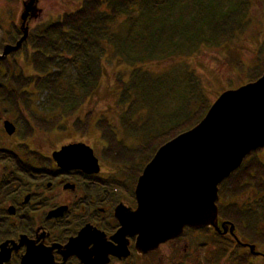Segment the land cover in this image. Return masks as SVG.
<instances>
[{
  "label": "trees",
  "instance_id": "1",
  "mask_svg": "<svg viewBox=\"0 0 264 264\" xmlns=\"http://www.w3.org/2000/svg\"><path fill=\"white\" fill-rule=\"evenodd\" d=\"M74 1L72 8L52 21L34 25L21 47L0 59V101L8 102L7 106L22 117V107L30 109L34 99H45L52 116L33 118L39 129L47 132L58 128L84 136L92 133L100 139L94 147L99 157L121 166L134 183L161 144L193 127L207 112L212 101L202 79L187 62L206 45L228 47L247 23L251 0ZM20 35L19 27L13 24L0 41V49ZM107 57L127 68L117 80L113 112L119 113V126L92 110L73 122L65 121L79 115L83 104L96 94ZM167 59L173 61L172 69L178 60L186 66L179 72L153 70V64ZM236 65L247 81L257 79L264 72V38L252 64ZM163 100L173 101L174 106L175 100H181L168 118L159 113ZM26 128V133L33 131L31 126ZM121 131L132 143L126 142ZM260 150L250 154L220 185L219 195L220 213L225 207L227 216L251 209L252 228L246 226L248 233L242 237L262 247L264 219L257 221L263 229L254 228L257 205L262 203L255 197L264 196V162L257 155ZM239 194L252 200L248 205L234 202ZM242 252L236 256L239 261L252 257L249 250Z\"/></svg>",
  "mask_w": 264,
  "mask_h": 264
},
{
  "label": "flooded vegetation",
  "instance_id": "2",
  "mask_svg": "<svg viewBox=\"0 0 264 264\" xmlns=\"http://www.w3.org/2000/svg\"><path fill=\"white\" fill-rule=\"evenodd\" d=\"M18 117L21 122L3 118L0 111V130L12 138L16 135L17 140L15 145L0 147V245L6 242L9 256L3 264H252L254 259L264 262V250L257 255L250 252L253 259H236L242 250H249L237 240L247 242L242 235L248 233L246 226L252 228L253 214L249 207L241 212L236 210V216L232 212L227 216L226 207L220 213L221 195L219 231L212 227L201 228L205 231L185 227L181 235L154 248H138L136 235L118 233L121 225L115 209L119 205L136 208L134 191L142 170L133 183L128 180L131 174L121 166L106 165L96 155L98 172L62 167L53 152L65 144L82 141L63 143L42 153L29 143L33 131L26 133L31 123H24L29 118ZM5 121L14 127L10 134L4 127ZM18 123L23 124L22 128ZM235 196L234 202L239 204L252 200L248 195ZM255 200L262 202L257 205V223L264 219V196ZM262 226L257 223L254 228L263 229Z\"/></svg>",
  "mask_w": 264,
  "mask_h": 264
},
{
  "label": "water",
  "instance_id": "3",
  "mask_svg": "<svg viewBox=\"0 0 264 264\" xmlns=\"http://www.w3.org/2000/svg\"><path fill=\"white\" fill-rule=\"evenodd\" d=\"M36 4L37 0L23 3L22 20L36 15ZM19 28L22 35L2 46L0 59L26 40L27 25L21 22ZM4 127L9 134L14 131L8 121ZM263 147L264 72L254 81L221 92L197 124L158 147L137 178L136 208L119 205L115 209L121 225L118 233L136 235L137 247L147 250L178 237L185 227L219 231V185L247 155ZM53 157L62 167L100 169L93 148L83 142L65 144ZM233 229L232 224L231 233ZM240 244L258 254L255 244ZM5 245H0V264L9 259Z\"/></svg>",
  "mask_w": 264,
  "mask_h": 264
},
{
  "label": "rangeland",
  "instance_id": "4",
  "mask_svg": "<svg viewBox=\"0 0 264 264\" xmlns=\"http://www.w3.org/2000/svg\"><path fill=\"white\" fill-rule=\"evenodd\" d=\"M25 1L27 0H0V41L7 37V33L10 31L13 24L20 27L21 22H24V24L27 25L28 30H30L38 23L52 21L57 15L72 8L75 4L74 0H37V4L33 10V13H36V15L22 20L21 14L23 12V3ZM37 10H39V12H37ZM263 38L264 0H251L247 15V23L245 24L242 33L239 36L232 38L228 47L206 45L205 47L200 48L196 55L187 62L202 79L204 90L212 102L224 90L236 88L239 85L249 82L246 80L243 71L238 68L236 63L242 62L246 66L247 64H252L256 50ZM178 61L180 63L173 69V61L167 59L153 64V70L157 72L171 68L172 72H179V70L183 69L186 64L183 60ZM125 69L127 68L117 60L107 57L103 62L101 83L96 90V94L91 96L83 104L79 115L78 113H75L65 121L73 122L78 116L83 117L85 112L92 110L97 115L104 114L108 116L113 124L119 126V113H114L113 109L115 107L116 92L118 91L117 80L121 76V71H125ZM168 100H163L160 105L162 108L159 109L160 115L165 118H168L173 109H176V106L181 103V100H175L177 104L174 106L173 101L169 103ZM45 103V99L43 100V98L34 99L30 104V109L24 107L21 108L23 113L22 116L24 115V118H29L31 123L30 126L33 129V132L31 133L33 135L29 138V143L32 148L38 149L42 153H46L58 147L60 144L72 141L86 142L93 148L95 147L96 141H99L100 139L92 133L84 136L77 132H63L58 128L53 131L46 130L47 132L39 129V127L33 122V118L38 116L42 119V117L46 116L47 119L49 116H52L50 110L48 111L47 106H45ZM8 108L7 105L0 104L2 117L10 118L11 120L15 119L21 122L18 117L20 113L13 110L8 111ZM31 114L33 115L30 117ZM18 124L19 128H22L23 124ZM21 133L23 132L19 131V134ZM121 136L125 138L127 143H132V138L125 135L123 131H121ZM14 137H16V135L12 138V136L7 135L1 128L0 147L15 145L17 140H15ZM94 152L97 157L100 156L98 150L94 149ZM257 155L264 162V148H262ZM101 162L105 163L103 160ZM108 164L109 163L106 165ZM124 180L126 179L124 178ZM128 180L131 181L132 178ZM205 236L207 235L205 234ZM243 240L246 241L245 238ZM256 249L259 251L264 250V248L258 245L256 246ZM239 252H241V250ZM249 258L253 259L251 257ZM254 261L259 262L260 260L254 259Z\"/></svg>",
  "mask_w": 264,
  "mask_h": 264
}]
</instances>
